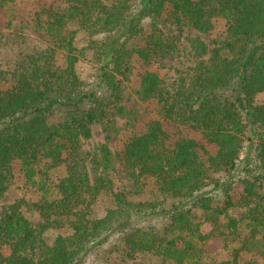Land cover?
<instances>
[{
  "label": "trees",
  "instance_id": "obj_1",
  "mask_svg": "<svg viewBox=\"0 0 264 264\" xmlns=\"http://www.w3.org/2000/svg\"><path fill=\"white\" fill-rule=\"evenodd\" d=\"M53 3L36 13L39 40L26 30L0 32V204L19 166L26 189L39 197L30 209L42 219L27 218L25 200L3 208L0 264H83L91 254L155 260L149 264H264V101H256L264 94V0ZM217 19L226 22V39L212 50L186 34L210 35ZM80 35L89 38L83 48ZM89 51L106 93L78 72ZM168 59L182 68L168 67ZM135 61L146 68L135 94L160 115L142 133L123 106ZM156 61L173 75L151 70ZM118 119L130 132L121 151L85 148L93 127L111 132ZM163 121L190 126L215 152L172 137ZM119 169L135 192L115 188ZM148 188L156 199L134 200ZM103 195L113 207L94 217ZM237 210L244 211L239 219L230 215ZM206 224L213 225L208 235ZM213 237L227 250L220 260L209 249Z\"/></svg>",
  "mask_w": 264,
  "mask_h": 264
},
{
  "label": "rangeland",
  "instance_id": "obj_2",
  "mask_svg": "<svg viewBox=\"0 0 264 264\" xmlns=\"http://www.w3.org/2000/svg\"><path fill=\"white\" fill-rule=\"evenodd\" d=\"M55 0H0V32L4 34L18 33L21 30H26L32 35L34 39H40L44 33L37 32L35 29L36 13L41 11L43 8L52 6ZM10 23V27L9 24ZM226 22L222 19H217L215 21V29L210 35H201L194 30H188L186 34L190 36H198L205 40L212 50L216 43H221L226 39ZM97 38L101 39L102 36ZM89 38L85 35H80L78 37L77 45L79 48L87 46ZM61 58V57H60ZM164 64L169 67V65L180 66L176 61L165 60ZM100 65L96 64L95 59L93 58V52L89 51L86 54V57L80 61L78 64V72L81 78L89 83L93 88L99 93H106L107 88L101 82L99 74ZM168 67L164 68L161 65V61H156L152 64L151 70H154L161 76L166 74L171 77L173 75L172 71H167ZM181 67V66H180ZM182 68V67H181ZM146 71V68L139 63L138 61L133 62V71L130 75V80L125 83V92L123 98V106L127 108L128 112L134 113L135 118V129L138 133H142L145 130V125L151 120L160 119L158 114V106L155 103H142L137 95L135 94L136 89L139 86V81L141 75ZM257 103H262L264 101V94L260 95L257 98ZM166 131L174 138H185L193 139L201 145L208 146L209 151L215 152V148L206 144L200 135L199 132L193 130L188 125H178L173 124L169 121H163ZM135 131V132H136ZM130 135L129 130H127L126 121L124 119H118L117 125L114 131L105 132L104 128L101 126L93 127V137L92 139L85 142V148L88 151H95V149L103 144H107L113 151L118 152L124 148L125 142ZM173 138V139H174ZM115 188H127L128 191L135 192L137 190L136 185L128 179L124 172L119 169L118 174L115 178ZM146 190L143 196H133L134 200L137 202H144L150 199H156L154 195L155 192ZM235 199H238V196L242 193V187H236ZM25 200L30 206H23L22 210L27 218L33 222L35 225H38L42 222L40 215L36 211L30 209L31 205L37 203L39 197L33 192L26 189L23 181V175L20 172L19 166L14 168V177L12 181L11 188L5 198L1 201L0 204V215L3 211V208L7 205L15 204L18 201ZM113 207V202L111 197L103 195L93 206V216L94 217H103L106 212ZM243 210L231 211L230 215L241 218L243 215ZM162 217L152 218L153 223H161L160 219ZM145 219L144 221H148ZM213 229V225L206 224L202 227V232L208 235ZM68 232V226L63 227L61 230H51L47 233L46 237L48 241H51L59 234H65ZM114 245V244H113ZM209 249L212 252L213 258L220 260L227 256V250L224 246V241L221 238L213 237L209 240ZM112 248V247H111ZM155 263L154 259L150 257H143L128 260L124 259L120 254H115L114 256H107L106 260H96L93 254L89 255L83 264H136V263Z\"/></svg>",
  "mask_w": 264,
  "mask_h": 264
}]
</instances>
